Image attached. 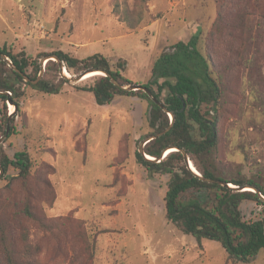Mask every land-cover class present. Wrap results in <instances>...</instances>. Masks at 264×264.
Returning <instances> with one entry per match:
<instances>
[{"label": "rangeland", "instance_id": "rangeland-1", "mask_svg": "<svg viewBox=\"0 0 264 264\" xmlns=\"http://www.w3.org/2000/svg\"><path fill=\"white\" fill-rule=\"evenodd\" d=\"M112 8V0H0V47L24 51L31 59L56 50L80 59L101 53L113 68L119 63L133 84L147 83L160 51L178 40L194 36L196 49L205 53L214 0H149L135 29H128ZM247 24L238 46L240 63L227 74L234 76L233 92L218 123V166L229 176L264 186V17L250 16ZM218 49L209 43L215 66L222 63ZM231 57L235 60V53ZM63 67L68 78L58 93L26 85L17 111L5 103L7 114L14 112V133L8 128L3 149L9 158L26 152L34 174L23 186L11 181L17 170L10 167L0 177V198L12 195L21 204L30 191L35 209L64 229L45 231L22 219L38 264H226L218 242L198 244L166 222L162 198L168 175L148 173L136 162L134 152L150 131L147 102L116 96L97 104L86 88L102 74L71 81L78 73ZM46 77L56 84L58 65L49 67ZM40 172L52 187L48 202ZM240 211L247 221L264 215L254 201L241 202ZM77 231L94 239L91 261ZM13 233L19 247V232ZM234 264H264V249Z\"/></svg>", "mask_w": 264, "mask_h": 264}, {"label": "trees", "instance_id": "trees-1", "mask_svg": "<svg viewBox=\"0 0 264 264\" xmlns=\"http://www.w3.org/2000/svg\"><path fill=\"white\" fill-rule=\"evenodd\" d=\"M149 0H112L113 13L128 27L135 29L142 20ZM215 16L206 35L207 47L202 55L195 47L196 38L187 41L178 40L158 54L151 68V79L140 83L149 89L152 96L161 101L164 108L158 106L142 89L125 90L115 86L107 76L98 75L92 85L86 89L92 93L97 104L109 103L116 96H136L147 102L146 122L150 131L146 136L158 133L170 124L163 134L145 142L144 153L152 156L145 158L138 150L134 152L136 162L148 173L167 174L168 180L162 201L164 218L184 234L191 235L199 244L202 239L218 242L226 252L225 263H246L264 249V215L260 219L247 221L242 218L240 204L254 201L264 207V201L253 189H240L243 185L255 187L264 197V186L249 179H242L225 174L218 166L217 152L218 123L227 113L229 96L233 92L230 85L233 77L227 74L239 64L238 46L243 40L247 21L250 16L264 17V0H214ZM232 42L235 45L231 44ZM209 43L218 45L222 63L215 66ZM10 63L0 56V131L5 133L9 122L10 133H14L13 113L19 107V100L24 96L26 85L39 92L58 93L67 78L61 76L56 84L46 77L49 67L58 65L48 59L40 79L35 80L41 69L39 59L54 54L63 65L74 73L88 68H98L109 73L120 84L131 81L120 72V64L113 68L108 58L101 53H93L84 58H77L62 50L40 52L38 58L31 59L24 51L12 52L0 47ZM235 53V60L231 54ZM23 75L28 80L23 79ZM16 105L14 112L7 114L5 103ZM10 119L11 122H10ZM173 145L183 149L200 176L215 181H207L192 172L183 160L178 149L167 152L157 159L164 147ZM157 159V160H155ZM45 165V163H41ZM0 167L4 176L10 167L17 170L12 180L28 185L33 176V163L26 152H14L13 157L5 153L0 143ZM39 170V167L36 171ZM45 187L44 202L52 199V187L46 177H41ZM37 175V174H36ZM231 183L232 186L216 181ZM31 192L21 204L12 195H7L0 202V256L4 264H38V252L28 242L27 229L22 219H30L42 230L63 232L57 219H49L35 209ZM19 204V205H18ZM14 229L20 235L18 244ZM76 236L83 244L87 260L93 257L94 239L84 231H77Z\"/></svg>", "mask_w": 264, "mask_h": 264}, {"label": "water", "instance_id": "water-1", "mask_svg": "<svg viewBox=\"0 0 264 264\" xmlns=\"http://www.w3.org/2000/svg\"><path fill=\"white\" fill-rule=\"evenodd\" d=\"M0 56H1L4 60H6V61L8 62V64L10 63V61L8 60V58H7L4 54H1V53H0ZM48 59H54V60L58 63V67H59V73H60V75H61V76H65V77H67V76L63 73V71H64V67H63V63H62V61H60L56 55H54V54H49V55H45V56H43V57H41V58L39 59V62H40V64H41V69H40V71H39V74H38L37 78H36L35 80H33V83H35L38 79L41 78V76H42V74H43V72H44V65H45V62H46ZM89 71H100V72H102V73H103L102 75L107 76V77L110 79V81H111L115 86H118L119 88H123V89H125V90H136V89H142L143 91H145V92L148 94V96H150V97L152 98V100H153L158 106H160L164 111H166V112L170 115V120H171V122H172V115L170 114V112L167 111V110L164 108V106H163V104H162L161 101L157 100L154 96H152V94H151V92L149 91V89H148L147 87H145V86H142V85H140V84H133V83H131V84H127V85L120 84V83H119L117 80H115V79H114L109 73H107L106 71H104V70H102V69H98V68H88V69H86V70H83L82 72L78 73L77 75L72 76V77L70 78V80H71V81H78V80H80V79L83 77V75H85V74L88 73ZM67 78H68V77H67ZM23 79H24V80H28L27 76H25V75H23ZM8 102H10V101H8ZM15 109H16V105H14V110H15ZM9 118H10V114H9ZM8 125H9V122H7V126H6L5 133L0 137V142H2L3 138L6 136V134H7V132H8V128H9ZM169 128H170V124H169V126H167V127H166L165 129H163L162 131H160V132H158V133H155V134H152V135H148V136H146L144 139H142L141 142H140V144H139V146H138V151H139V153L142 154L145 158H147V157L145 156L144 149H143V146H144L145 142L148 141V140H150V139H153V138H155V137L160 136L161 134L165 133ZM169 148H175V149H178L177 147H175V146H173V145L166 146V147L163 148V150L161 151L160 156H159L157 159L162 158V157H163V154H164V152H165V150H167V149H169ZM178 150H180V152L182 153V155H183V160H184V162L187 164V166H188L189 169H190V159H189L187 153H186L183 149H178ZM147 159H148V158H147ZM157 159H155V160H157ZM190 170H191V169H190ZM191 171L194 172L196 175H198V176H199L200 178H202L203 180H207V181H210V182L215 181V180H213V179L205 178V177L200 176V174H199L198 172H195V171H193V170H191ZM1 172H2V168L0 167V173H1ZM216 182L221 183V184H227V183H224V182H221V181H218V180H217ZM227 185L230 186L229 184H227ZM245 187H249V188L253 189V191H255L256 193H258L259 196H260V198L263 199V201H264V197L259 193V191H258L255 187H253V186H251V185H243V186H240V187H237V186H236V187H234V188L237 189V190H240V189L245 188Z\"/></svg>", "mask_w": 264, "mask_h": 264}, {"label": "bare ground", "instance_id": "bare-ground-1", "mask_svg": "<svg viewBox=\"0 0 264 264\" xmlns=\"http://www.w3.org/2000/svg\"><path fill=\"white\" fill-rule=\"evenodd\" d=\"M63 73H64V74H67L65 69H64ZM96 74H103V73L100 72V71H89L88 73H86L85 75H83L82 78H86V77H89V76H92V75H96ZM82 78H81V79H82ZM172 149H175V148H169V149H167V150L164 152L163 156H164L167 152L171 151ZM145 156H146L148 159H152V158H153L152 156L147 155V154H145ZM190 169L193 170V171H195V172H197V171L195 170V168L193 167V165H192L191 162H190ZM229 185H232V184H229ZM245 188H248V189H249V187H245Z\"/></svg>", "mask_w": 264, "mask_h": 264}, {"label": "built area", "instance_id": "built-area-1", "mask_svg": "<svg viewBox=\"0 0 264 264\" xmlns=\"http://www.w3.org/2000/svg\"><path fill=\"white\" fill-rule=\"evenodd\" d=\"M169 118H170V115L168 114Z\"/></svg>", "mask_w": 264, "mask_h": 264}]
</instances>
